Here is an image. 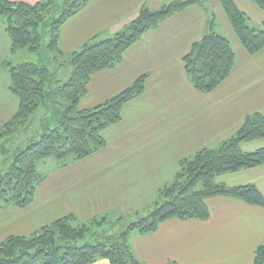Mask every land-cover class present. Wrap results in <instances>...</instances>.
I'll use <instances>...</instances> for the list:
<instances>
[{"label":"crops","instance_id":"0c3cea01","mask_svg":"<svg viewBox=\"0 0 264 264\" xmlns=\"http://www.w3.org/2000/svg\"><path fill=\"white\" fill-rule=\"evenodd\" d=\"M171 1L89 0L60 26L58 48L69 54L92 38L112 37L142 5L159 9ZM233 2L253 26L264 29L263 9L251 0ZM211 13L213 29L228 39L235 62L225 80L200 92L188 78L183 56L204 36ZM9 49L5 18L0 17V127L18 106L4 61L14 64L20 51L12 54ZM141 75H146L143 92L122 105L119 122L104 129L102 148L49 172L28 206L0 209V242L9 235H28L70 213L85 221L113 208L125 214L149 210L160 188L176 176L180 160L218 146L234 135L247 115L264 113V47L254 54L246 51L220 0L191 4L144 32L120 63L90 76L78 107L102 103ZM240 147L264 148V137ZM216 182L253 184L264 195V164L222 173ZM205 204L207 219L172 218L152 232L132 231L134 256L145 264H252L255 248L264 242V207L223 195L210 196ZM13 224L19 228L12 231ZM90 264L109 263L99 259Z\"/></svg>","mask_w":264,"mask_h":264},{"label":"trees","instance_id":"16d2710c","mask_svg":"<svg viewBox=\"0 0 264 264\" xmlns=\"http://www.w3.org/2000/svg\"><path fill=\"white\" fill-rule=\"evenodd\" d=\"M55 0L35 3L0 0V17L5 18V30L10 38V53L27 48L36 53L35 62L4 65L9 73L11 90L18 98L13 115L0 127V209L6 206L26 207L33 202L38 184L46 177L38 172L36 162L48 156L57 160V168L85 158L105 145L102 132L121 119L124 103L141 94L146 75L139 76L128 87L91 108L80 109L79 99L86 94L90 76L106 67H113L123 59L125 51L140 40L147 30L185 7L205 0H174L159 9L142 5L135 16L114 36L97 40L92 38L69 54L58 48L59 29L70 17L79 12L89 0H72L57 13ZM264 10V0H251ZM237 38L250 54L264 47V29L255 27L233 0H220ZM214 14L204 36L191 45L183 56L184 68L194 88L209 92L225 80L235 62V54L227 38L213 29ZM49 28L50 39L45 42ZM69 64V79L60 84L57 66ZM66 103L65 108H61ZM50 114L40 122L41 134L37 140L11 151L6 138L32 121L39 108ZM264 137V113H252L228 139L213 148H202L192 157L179 161V171L169 184L158 191L151 207L143 217L138 214L124 229L115 230L116 221L106 216L78 221L66 214L41 226L28 235H9L0 242V264H90L105 259L109 264H145L133 254L130 233L156 230L167 219H200L209 217L205 199L223 195L235 197L252 205L264 207V195L253 184L227 186L215 182L222 173L235 172L264 164V148L243 151L241 143ZM139 218L137 221L136 219ZM167 264H176L168 262ZM252 264H264V242L253 255Z\"/></svg>","mask_w":264,"mask_h":264},{"label":"rangeland","instance_id":"374dc122","mask_svg":"<svg viewBox=\"0 0 264 264\" xmlns=\"http://www.w3.org/2000/svg\"><path fill=\"white\" fill-rule=\"evenodd\" d=\"M71 1L72 0H55L54 2L56 5L57 13L54 14L51 19L52 20L58 19L62 9L66 8L71 3ZM48 30H49L48 27L46 30H44L45 31V36H44L45 42H48L50 39V35H49ZM19 53L20 54H16V56H14V59H15V61H13L14 64H16V63L18 64V62L19 63H21V62H35L38 59V55L36 53L30 52L27 48L20 50ZM56 68H57V72H58V78L60 79V84H63L64 82H66L69 79L71 72H72V67L69 66V64H66V66L64 64H60ZM8 78H9V74H8ZM65 106H66V103H64L61 108H65ZM55 112H56L55 109H51L50 114H48L44 110L43 107H39L34 112V114L32 115V121L28 124L27 127H25L24 129H20L19 132L15 133L11 137L9 136L6 138V140H7L6 144H5L6 147L11 151L14 147H18V146H20L21 148H24L29 142V141H27V139L37 140L39 138V135L41 134V130H40L41 119L43 117H47L48 115L50 117L51 115L55 114ZM1 119H2V117H1ZM4 157L5 156L0 155V160H2ZM56 161L57 160L55 159L54 156H48L44 159L37 161L36 167H37L38 172L41 174L47 175V174H49V172L56 170L57 169ZM215 178L217 179V176ZM215 178H214V180L216 182ZM152 209H153V207H150L149 210L146 208V209H140V210H138V212L136 211V212H132L129 214H125L122 211H118V210H116V208H113V209L108 210V212H104V213H101V214L93 216V217H97V219L100 220L102 218L101 215H105L106 221H109V223L102 226L104 228V230L111 228L112 231H115V230L121 231L122 229L125 228V226L127 224L130 223V220L132 218H134V216H136V214H138L139 217H143V216H146ZM120 216H125L124 217L125 219L122 221H116V219L119 218ZM93 217H91V218H93ZM138 219L139 218H137L136 221ZM88 220H85V221H88ZM115 221L117 222L116 229L112 228L110 226L112 224L111 222H115ZM13 228H19V227L16 224H13L12 225V231H13ZM9 230H11V228ZM15 235H17V234H15ZM20 235H26V234H20Z\"/></svg>","mask_w":264,"mask_h":264}]
</instances>
